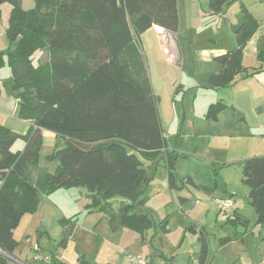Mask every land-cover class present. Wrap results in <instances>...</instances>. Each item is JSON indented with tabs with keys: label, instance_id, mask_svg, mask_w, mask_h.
Returning a JSON list of instances; mask_svg holds the SVG:
<instances>
[{
	"label": "trees",
	"instance_id": "obj_1",
	"mask_svg": "<svg viewBox=\"0 0 264 264\" xmlns=\"http://www.w3.org/2000/svg\"><path fill=\"white\" fill-rule=\"evenodd\" d=\"M233 1L209 0V6L219 13ZM5 2L11 5L6 33L10 45H16L5 57L0 53V67H10L19 117L30 127L26 134H18L0 125V264L15 256L19 245L15 229L24 214L38 211L40 192L48 196L62 188L86 187L88 207L100 205L113 228L143 235L153 226L150 214L142 210L148 202L142 196L151 181L145 161L164 154L170 189L181 186L176 174L179 154L168 150L159 96L152 90L139 38L153 26L177 32L178 0H36L31 10L23 8L22 0H0V5ZM242 9L243 22L234 31L237 45L213 58L219 67L209 75L210 88L227 87L247 70L243 44L258 20L244 4ZM43 49L49 51L48 62L35 64V53ZM260 55L264 59V49ZM226 106L223 101L212 104L208 115ZM44 130L65 143L47 156L58 160L54 172L40 166ZM17 140L24 141L23 150H13ZM31 169L37 170L36 176ZM186 180L193 182L189 176ZM242 181L250 189L257 223L263 225L264 156L243 160ZM115 196L129 200L118 211L110 202ZM228 220L249 225L237 208ZM59 223L63 231L58 247L66 248L76 221L63 217ZM196 227L193 224L191 230ZM162 228L169 230L166 223ZM203 233L200 264L208 258ZM231 240L221 238L223 244ZM78 264L93 262L82 255Z\"/></svg>",
	"mask_w": 264,
	"mask_h": 264
},
{
	"label": "rangeland",
	"instance_id": "obj_2",
	"mask_svg": "<svg viewBox=\"0 0 264 264\" xmlns=\"http://www.w3.org/2000/svg\"><path fill=\"white\" fill-rule=\"evenodd\" d=\"M242 4L258 20L243 44L247 70L227 87L210 88L209 75L219 66L208 56L237 45L234 31L243 22ZM22 6L34 9L36 0H23ZM178 9L180 25L173 41L176 38L179 61L172 51L163 50L155 30L144 35L141 47L152 90L159 96L157 107L168 150L179 154L176 174L181 188L170 189L164 154L155 161H145L151 181L142 196L148 198L142 210L150 214L153 226L143 235L126 227L113 228L109 214L100 211V205L88 207L91 200L86 187L62 188L49 196L40 192L38 213L24 214L15 229L21 264H45L38 253L51 257L53 264H61L49 253H55L62 238L63 227L57 217L76 221L67 247H58L65 264H78L82 255L94 264H133L129 255H140L147 264H190L200 255L201 230L208 245L207 264H264L261 225L249 203L250 189L242 181L243 160L264 156V59L260 55L264 49V0H235L219 13L212 12L209 0H178ZM10 11L9 3L0 5L3 57L16 45H10L6 33ZM48 60L47 49L34 55L35 64ZM0 77L12 83L7 64L0 67ZM219 101L227 106L209 116L211 105ZM64 145L60 136H44L42 149L46 154L42 156L49 163V171L56 170L57 159L48 160L47 156ZM188 176L192 183L186 180ZM231 196L233 200L236 196L241 213L249 219L247 228L229 221L230 211L218 204L217 200ZM123 201L129 202L121 196L111 198L113 210L118 211ZM165 223L168 232L163 231ZM193 224L196 231L191 230ZM38 225L47 230L44 236L36 232ZM235 234L245 235V243ZM227 236L232 240L223 244L221 238ZM37 244L40 252L35 249ZM7 264L20 263L10 259Z\"/></svg>",
	"mask_w": 264,
	"mask_h": 264
},
{
	"label": "crops",
	"instance_id": "obj_3",
	"mask_svg": "<svg viewBox=\"0 0 264 264\" xmlns=\"http://www.w3.org/2000/svg\"><path fill=\"white\" fill-rule=\"evenodd\" d=\"M22 4H23V0H22ZM151 30H155V26H153L152 28L148 29L143 34H141V36L139 38L140 45L142 43V39H143L144 35H146ZM163 50L164 51H169V50L172 51L174 53V58L176 59V61H179L180 52H179V47H178V45L176 43V38H175V41L172 42V44H171V46L169 48H166V49L163 48ZM214 54H215V52L213 53V51H212L209 54L208 58L209 59H213L216 56ZM19 110H20V106H19V103H18V99L14 96V93L12 91V83H10V82L9 83H5V82L2 81V78L0 77V125L9 128L11 131H13L15 133L26 134L28 129H29V127H30V122L28 120H25V119H22V118L19 117ZM46 133H48V135H51V137H57V135L54 132L44 130V132H43L44 136L46 135ZM18 143H19L18 149L14 150L15 145H18ZM24 146H25L24 141L17 140L14 143V145H13V150L14 151L23 150ZM45 154L46 153H44V155ZM42 155H43V149L41 150L40 166L49 169V166H48L49 163L46 161V158L43 157L44 155L43 156ZM57 164H58V160L56 162V165ZM31 174L33 176H36L37 170L36 169H31ZM1 185H2V181H0V187H1ZM235 197L236 196L233 197L234 200H235V208H237L238 211L241 213V210L239 209L240 207L236 203V198ZM38 211H37V213H38ZM241 214L244 215L243 213H241ZM34 215H36V213ZM57 218H58L57 221L59 222V220L61 218H63V217H57ZM32 222L33 221H31L30 224H32ZM36 232H38L40 236H44V234L47 232V230H42L40 228V225H38ZM244 236L245 235H239V237L245 243ZM234 237L235 238H239L238 235H236V234L234 235ZM259 238L261 239L262 243L264 244V224L260 226V236H259ZM70 240H71V238H70ZM144 244H146V243H144ZM59 248L60 249H64V248H61V247H59ZM59 248L58 247L56 248L55 253H53L51 251L49 253H52L54 255V259H56L59 263L65 264V261H63L61 256H60L61 252H59ZM47 254L48 253H45V255H47ZM13 257L21 264L20 258L17 256L16 251H15V256H13ZM207 262H208V258H207ZM207 262H206V264H207Z\"/></svg>",
	"mask_w": 264,
	"mask_h": 264
},
{
	"label": "built area",
	"instance_id": "obj_4",
	"mask_svg": "<svg viewBox=\"0 0 264 264\" xmlns=\"http://www.w3.org/2000/svg\"><path fill=\"white\" fill-rule=\"evenodd\" d=\"M155 31L161 39L163 48H169L173 41V33L161 26H155ZM217 201L222 210L224 211H231L235 205L232 197H228L226 199H219ZM35 249L40 252V246L38 244L35 246ZM38 257L42 258L45 264H53L52 259L49 256H43L41 253H38ZM128 261L133 264H147L146 259L140 255H129ZM190 264H200V262L198 259H194Z\"/></svg>",
	"mask_w": 264,
	"mask_h": 264
},
{
	"label": "water",
	"instance_id": "obj_5",
	"mask_svg": "<svg viewBox=\"0 0 264 264\" xmlns=\"http://www.w3.org/2000/svg\"><path fill=\"white\" fill-rule=\"evenodd\" d=\"M11 259H15L13 256H10Z\"/></svg>",
	"mask_w": 264,
	"mask_h": 264
}]
</instances>
